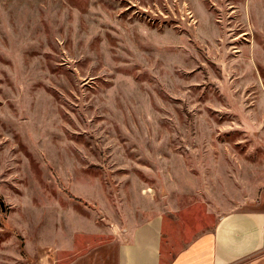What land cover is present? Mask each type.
I'll use <instances>...</instances> for the list:
<instances>
[{
	"label": "rangeland",
	"instance_id": "obj_1",
	"mask_svg": "<svg viewBox=\"0 0 264 264\" xmlns=\"http://www.w3.org/2000/svg\"><path fill=\"white\" fill-rule=\"evenodd\" d=\"M263 186L264 0H0V264L179 248Z\"/></svg>",
	"mask_w": 264,
	"mask_h": 264
},
{
	"label": "crops",
	"instance_id": "obj_2",
	"mask_svg": "<svg viewBox=\"0 0 264 264\" xmlns=\"http://www.w3.org/2000/svg\"><path fill=\"white\" fill-rule=\"evenodd\" d=\"M156 215L64 264H264V186L247 208L221 214L179 248Z\"/></svg>",
	"mask_w": 264,
	"mask_h": 264
},
{
	"label": "water",
	"instance_id": "obj_3",
	"mask_svg": "<svg viewBox=\"0 0 264 264\" xmlns=\"http://www.w3.org/2000/svg\"><path fill=\"white\" fill-rule=\"evenodd\" d=\"M0 205H1L2 209H3V202H2L1 199H0Z\"/></svg>",
	"mask_w": 264,
	"mask_h": 264
}]
</instances>
